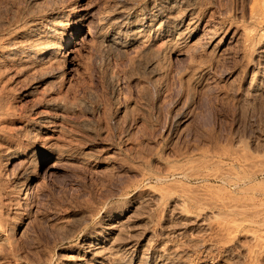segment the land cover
<instances>
[{
  "label": "rangeland",
  "instance_id": "obj_1",
  "mask_svg": "<svg viewBox=\"0 0 264 264\" xmlns=\"http://www.w3.org/2000/svg\"><path fill=\"white\" fill-rule=\"evenodd\" d=\"M261 29L264 0H0V264H264Z\"/></svg>",
  "mask_w": 264,
  "mask_h": 264
},
{
  "label": "bare ground",
  "instance_id": "obj_2",
  "mask_svg": "<svg viewBox=\"0 0 264 264\" xmlns=\"http://www.w3.org/2000/svg\"><path fill=\"white\" fill-rule=\"evenodd\" d=\"M173 1H174V0H173ZM175 1H176V0H175ZM171 5H172V4H171ZM72 8H73V7H72ZM74 8H75V7H74ZM168 8H169V7H168ZM167 10H168V9H167ZM188 10H190V9H188ZM252 10H253V9H252ZM254 10H255V9H254ZM254 10H253V11H254ZM258 10H259V9H258ZM72 11H73V10H72ZM165 11H166V10H165ZM171 12H172V11H171ZM175 13H176V12H175ZM183 13H184V12H183ZM188 13H189V12H188ZM257 13H258V11H257ZM257 13H256V14H257ZM64 14H65V13H64ZM67 14H68V13H67ZM131 14H132V13H130V15H131ZM135 14H136V13H135ZM143 14H144V13H143ZM252 14H253V13H252ZM252 14H251V15H252ZM260 14H261V13H260ZM260 14L258 13L257 15L261 16ZM62 15H63V14H62ZM126 15H128V14H126ZM133 15H134V14H133ZM165 15H166V14H165ZM168 15H170V14L168 13ZM168 15H167V16H168ZM185 15H186V14H185ZM248 15H249V14H248ZM57 16H58V15H57ZM59 16H61V14H60ZM59 16H58V17H59ZM137 16H138V15H137ZM137 16H135V17H137ZM140 16H141V14H140ZM140 16H139V17H140ZM254 16H255V14H254ZM65 17H66V16H65ZM174 17H175V16H174ZM180 17H181V16H180ZM182 17H183V16H182ZM185 17H186V16H185ZM247 17H248V16H247ZM61 18H62V17H60V18H58V19H61ZM67 18H68V15H67ZM145 18H146V17H145ZM167 18H168V17H167ZM178 18H179V15H178ZM250 18H253V17L250 16ZM52 19H53V18H52ZM55 19H57V18H55ZM58 19H57V20H58ZM133 19H134V17H133ZM133 19H132V20H133ZM165 19H166V18H165ZM175 19H177V16H176ZM175 19H174V20H175ZM180 19L183 20L182 18H180ZM180 19H178V20H180ZM186 19H187V18H186ZM253 19H254V18H253ZM256 19H257V18H256ZM256 19H254V20H256ZM128 20H131V19H128ZM135 20H136V19H135ZM140 20H141V19H140ZM140 20H139V21H140ZM167 20H168V19H167ZM262 20H263V18H262ZM54 21H55V20H54ZM63 21H64V20H63ZM65 21H66V20H65ZM126 21H127V20H126ZM139 21H138V22H139ZM141 21H143V20H141ZM169 21H170V20H169ZM186 21H187V20H186ZM188 21H189V20H188ZM58 22H59V20H58ZM131 22H132V21H131ZM173 22H174V21H173ZM181 22H182V21H181ZM256 22H257V21H256ZM53 23H54V22H53ZM132 23H133V22H132ZM132 23H131V24H132ZM135 23H136V21H135ZM164 23H165V22H164ZM177 23H178V22H177ZM187 23H188V22H187ZM60 24H62V20H61V23H60ZM162 24H163V22H162ZM166 24H167V22H166ZM168 24H169V23H168ZM168 24H167V25H168ZM174 24H175V23H174ZM193 24H194V23H193ZM195 24H196V23H195ZM195 24H194V25H191V26H196ZM52 25H53V24H52ZM164 25H165V24H164ZM57 26H58V24H57ZM57 26H56V27H57ZM61 26H62V25H61ZM169 26H170V25H169ZM175 26H176V25H175ZM175 26H174V27H175ZM235 26H236V25H235ZM239 26H240V25H239ZM241 26H242V25H241ZM53 27H55V26H53ZM79 27H80V26H79ZM158 27H159V26H158ZM158 27H156V30H157V29L159 30V29H163V28H164V27H163V28H158ZM174 27H173V28H174ZM196 27H197V26H196ZM243 27H244V26H243ZM258 27H259V26H258ZM40 28H41V27H40ZM170 28H172V26H170ZM182 28L185 29L184 26H183ZM193 28H194V27H193ZM238 28H239V27H238ZM240 28H241V27H240ZM240 28H239V29H240ZM244 28H245V27H244ZM244 28H242V29H244ZM252 28H253V27H252ZM50 29H51V28H50ZM55 29H56V28H55ZM75 29H76V28H75ZM167 29H168V28H167ZM174 29H175V28H174ZM176 29H177V27H176ZM183 29H182V30H183ZM190 29H191V28H190ZM190 29H189V30H190ZM195 29H196V28H195ZM236 29H237V28H236ZM35 30H37V29H34V31H35ZM40 30H41V29H40ZM52 30H53V29H52ZM56 30H57V29H56ZM56 30H55V31H56ZM180 30H181V29H180ZM187 30H188V29H187ZM237 30H238V29H237ZM237 30H235V31H237ZM240 30H241V29H240ZM240 30H239V31H240ZM249 30H250V29H249ZM263 30H264V29H263ZM263 30L261 29L260 32H262ZM28 31H29V30H28ZM30 31H32V30H30ZM61 31H62V30H61ZM168 31H169V30H168ZM170 31H171V30H170ZM174 31H175V30H174ZM244 31H245V30H244ZM246 31L248 32L247 29H246ZM136 32H139V31H136ZM136 32H135V33H136ZM165 32H166V31H165ZM190 32H191V31H190ZM237 32H238V31H237ZM237 32H236V33H237ZM253 32H254V31H253ZM27 33H28V32H27ZM40 33H41V32H40ZM40 33H39V34H40ZM52 33H53V32H52ZM54 33H55V32H54ZM59 33H60V32H59ZM159 33H160V34H163V32H162V33L159 32ZM166 33H168V32H166ZM171 33L173 34L174 32H171ZM176 33H177V30H176ZM179 33H181V31H179ZM179 33H178L177 35H179ZM33 34H34V33H33ZM156 34H157V33H156ZM169 34H170V32H169ZM189 34H190V33H189ZM247 34H248V33H247ZM251 34H253V33L251 32ZM30 35H31V34H30ZM46 35H47V34H46ZM49 35H50V34H49ZM52 35L54 36V34H52ZM56 35H57V34H56ZM56 35H55V37H56ZM167 35H168V34H167ZM177 35H175V36L177 37ZM181 35H183V34H181ZM240 35H241V33H240ZM244 35H245V34H244ZM37 36H38V35H37ZM53 36H51V37L53 38ZM60 36H61V35H60ZM169 36H170V35H169ZM179 36H180V35H179ZM184 36H185V35H184ZM184 36H182V37H184ZM187 36H188V35H187ZM242 36H243V35H242ZM249 36H251V35H249ZM259 36H260V34H259ZM32 37H33V36H32ZM34 37H35V36H34ZM44 37H45V36H44ZM44 37H43V39H44ZM49 37H50V36H49ZM166 37H168V36H166ZM166 37H165V38H166ZM176 37H175V39H176ZM180 37H181V36H180ZM27 38H28V37H27ZM36 38H38V37H36ZM40 38H42V37H40ZM40 38H39V39H40ZM52 38H51V39H52ZM57 38H59V36H58ZM57 38H56V40H57ZM170 38H171V37H170ZM184 38H185V37H184ZM237 38H238V37H237ZM239 38H240V37H239ZM248 38H249V37H248ZM34 39H35V38H34ZM60 39H62V38H60ZM168 39H169V38H168ZM171 39H172V38H171ZM175 39H172V41H173V40L175 41ZM177 39H178V38H177ZM179 39H180V38H179ZM182 39H183V38H182ZM186 39H187V38H186ZM251 39H252V38H251ZM48 40H50V39H48ZM53 40H55V39L53 38ZM169 40H170V39H169ZM259 40H260V39H259ZM261 40L264 42V32H262V34H261ZM261 40H260V41H261ZM38 41H39V40H38ZM43 41H44V40H43ZM165 41H166V40H165ZM172 41H169V42H172ZM262 41H261V42H262ZM30 42H31V41H30ZM34 42H35V41H34ZM44 42H45V41H44ZM55 42H56V41H55ZM59 42H60V41H59ZM169 42H167V43H169ZM240 42H241V40H240ZM258 42H259V41H257V43H258ZM42 43H43V42H42ZM45 43H46V42H45ZM167 43H166V44H167ZM172 43H174V42H172ZM250 43H252V42H250ZM250 43H249V44H250ZM257 43H256V46H257ZM32 44H33V43H32ZM38 44H39V43H38ZM259 44H261V43L259 42ZM262 44H263V43H262ZM33 45H35V44H33ZM42 45H43V44H42ZM170 45H171V44H170ZM173 45H174V44H173ZM263 45H264V44H263ZM29 46H30V45H29ZM165 46H166V45H165ZM250 46H251V45H250ZM50 47H51V46H50ZM55 47H56V46H55ZM171 47H172V46H171ZM33 48H34V47H33ZM52 48H53V47H52ZM245 48H246V47H245ZM26 49H27V47H26ZM57 49H58V48H57ZM249 49H250V47H249ZM23 50H24V49H23ZM30 50H31V49L28 48L27 51H30ZM47 50H48V48H47ZM51 50H52V49H51ZM51 50H48V51H51ZM53 50H55V49H53ZM245 50H246V49H245ZM254 50H255V49H254ZM258 50H259V49H257L256 54H257ZM19 51H20V49H19ZM32 51H33V49H32ZM242 51H244V50H242ZM22 52L24 53L25 51H22ZM44 52H45V51H44ZM52 52H53V51H52ZM52 52H51L50 54H52ZM54 52L56 53V51H54ZM28 53H29V52H28ZM47 53H48V52H47ZM55 53H54V55H55ZM16 54H17V53H16ZM25 54H26V53H25ZM30 54H31V53H30ZM54 55H53V56H54ZM247 55H248V54H247ZM28 56H29V55H28ZM28 56H27V57H28ZM51 56H52V55H51ZM53 56H52V58H53ZM165 56H166V55H165ZM25 57H26V56H25ZM42 57H43V56H42ZM42 57H41V58H42ZM45 57L47 58V56H45ZM55 57H56V55H55ZM29 58H30V57H29ZM34 58H35V57H34ZM49 58H50V57H49ZM52 58H51V59H52ZM156 58H157V57H156ZM261 58H263V56H262ZM19 59H20V58H19ZM23 59H24V58H23ZM37 60H38V59H37ZM37 60H36V61H37ZM40 60H41V59H40ZM46 60H47V59H46ZM158 60H159V59H158ZM160 60H161V59H160ZM38 61H39V60H38ZM49 61H50V59H49ZM151 61H152V59H151ZM154 61H155V60H154ZM255 61H256V60H255ZM39 62H40V61H39ZM155 62H156V61H155ZM164 62H165V61H164ZM164 62H163V63H164ZM41 63H46V61H45V62L42 61ZM163 63H162V64H163ZM256 63H257V62H256ZM148 64H150V63H148ZM148 66H149V65H148ZM146 67H147V66H146ZM150 67H151V64H150ZM156 67H157V65H156ZM151 68H152V67H151ZM263 69H264V68H263ZM263 69H262L261 71H264ZM157 70H158V69H157ZM154 73H157V72L155 71ZM158 73H159V72H158ZM161 73H162V72H161ZM263 74H264V72H263ZM155 75H156V74H155ZM259 76H260V74H259ZM257 77H258V75H257ZM257 77H256V78H257ZM263 77H264V76H263ZM153 78H154V77H153ZM156 78H157V77H156ZM261 78H262V77H261ZM249 81H250V80H249ZM254 81H255V80H254ZM258 81H259V79H258ZM252 82H253V81H252ZM262 82H263V81H262ZM260 84H261V83H260ZM263 84H264V83H263ZM263 84H262L261 86H263ZM249 85H250V84H249ZM252 85H253V84H252ZM254 85H255V84H254ZM254 85H253V86H254ZM253 86H252V87H253ZM259 86H260V85H259ZM250 87H251V85H250ZM258 88L260 89V87H258ZM253 89H254V88H253ZM253 89H252V90H253ZM245 90H246V89H245ZM255 90H256V89H255ZM262 90H263V89H262ZM256 91H257V90H256ZM256 91H255V93H256ZM258 91H259V90H258ZM257 94H258V93H257ZM246 95H247V93H246ZM248 95H249V94H248ZM251 95H252V94H251ZM218 149H219V148H218ZM236 150H237V148L235 149V151H234L233 154H235V152H237ZM239 150H240V149L238 148V151H239ZM224 151H226V150H224ZM216 152H217V150H216ZM218 152H219V151H218ZM232 152H233V150H232ZM239 152H240V151H239ZM219 153H220V152H219ZM237 154H239V153H237ZM243 154H244V153H242L241 155H243ZM246 154H247V153H246ZM249 154H250V153H249ZM222 155H223V154H222ZM239 155H240V154H239ZM244 155H245V154H244ZM248 156H249V155H248ZM240 157H241V156H240ZM250 157H251V156H250ZM250 157H249V159H250ZM253 158H254V157H253ZM242 159H243V158H242ZM242 159H240V160H242ZM251 159H252V158H251ZM206 161H207V160H206ZM214 161H216V160H214ZM242 161H243V160H242ZM242 161H241V163H242ZM250 161H251V160H250ZM259 161H260L259 163H261L262 159L259 160ZM212 162H213V161H212ZM229 162H230V161H229ZM244 162H245V161H244ZM244 162H243V163H244ZM201 163H202V162H201ZM237 163H238V162H237ZM246 163H247V162H246ZM254 163L257 164L258 162H256V160H255L253 163L251 162V163H249V164H254ZM262 163H264V162H262ZM262 163H261V164H262ZM244 164H245V163H244ZM244 164H243V165H244ZM247 164H248V163H247ZM245 165H246V164H245ZM257 165H260V164H257ZM257 165H255V166H257ZM229 166H230V165H229ZM248 166H249V165H248ZM248 166H246V168H247ZM253 166H254V165H253ZM251 167H252V165L249 166V168H251ZM259 167H260V166H259ZM175 169H178V168H175ZM175 169H173V170L175 171ZM224 169H225V168H224ZM173 170H172V171H173ZM183 170H184V169H183ZM183 170H182V171H183ZM220 170H222V169H220ZM226 170H228V168H226ZM240 170H241V169H240ZM242 170H243V169H242ZM242 170H241V171H242ZM247 170H248V169H247ZM257 170H258V169H257ZM262 170H263V169H262ZM166 171H167V170H166ZM218 171H219V170H218ZM249 171H251V170L249 169ZM168 172H169V171H168ZM170 172H171V171H170ZM219 172H220V171H219ZM219 172H218L217 174H219ZM246 172H247V171H246ZM256 172H257V171H256ZM178 173H179V172H178ZM180 173H181V172H180ZM193 173H194V172H193ZM213 173H214V171H213ZM213 173L211 172V174H213ZM223 173H224V172H223ZM230 173H231V172H230ZM243 173H244V172H243ZM159 174H160V173H159ZM159 174H158V175H159ZM171 174H172V173H171ZM186 174H187V173H186ZM197 174H198V173H197ZM220 174H222V172H220ZM237 174H238V173H237ZM245 174H246V173H245ZM259 174H260V173H259ZM262 174H263V173H262ZM158 175L156 176V178L154 177V179H156L157 181H158V179H157V178H158ZM183 175H184V174H183ZM190 175H192V173H190ZM194 175H195V173H194ZM201 175H203V174H201ZM206 175H207V174H206ZM223 175H225V174H223ZM249 175H250V174H249ZM169 176H170V175H169ZM199 176H200V174H199ZM203 176H205V174H204ZM161 177H162V176H161ZM164 177H165V176H164ZM182 177H183V176H182ZM184 177H185V176H184ZM162 178H163V177H162ZM244 178H245V177H244ZM246 178H247V176H246ZM168 179H169V177H168ZM213 179H214V177H213ZM213 179H212V180H213ZM215 179H219V180L221 181V183H223V184H225V183H226V184L230 183L228 180L225 181L221 175H215ZM175 180H176V179H175ZM200 180H201V179H200ZM205 180H206V179H205ZM238 180H239V179H238ZM240 180H242V179H240ZM246 180H247V179H246ZM213 181H214V180H213ZM255 181H256V180H255ZM187 182H188V181H187ZM201 182H202V181H201ZM216 182H217V180H216ZM233 182H234V183H233ZM233 182H232L233 184H231V185H233L234 188H236L237 185H238V183H236V181H233ZM242 182H243V181H242ZM248 182H249V181H247V183H248ZM251 182H252V180H251ZM157 183H158V182H157ZM159 183H160V182H159ZM163 183H164V181H163ZM183 183H184V182H183ZM247 183H246V184H247ZM254 183H255V182H253V184H254ZM260 183H261V181H260ZM166 184H168L169 187L174 185V184L171 185V183H170V184H169V183H166ZM179 184H180V183H179ZM181 184H182V183H181ZM213 184H214V182H213ZM244 184H245V183H244ZM158 185H159V184H158ZM205 185H206V184H205ZM210 185H211V183H210ZM241 185H242V183H241ZM248 185H249V184H248ZM254 185H255V184H254ZM165 186H166V185H165ZM175 186H177V185H175ZM175 186H174V187H175ZM207 186H208V184H207ZM220 186H222V185H220ZM220 186L218 185V187H216L215 189H216V190L219 189ZM238 186H239V185H238ZM248 187H251V186H248ZM159 188H165V187H163V186L160 187V186H159ZM171 188H173V187H171ZM188 188H189V187H188ZM191 188H192V186H191ZM234 188H233V189H234ZM243 188H245V187H243ZM243 188H242V189H243ZM255 188H256V187H255ZM215 189H214V190H215ZM253 189H254V188H253ZM257 189H258V188H257ZM257 189H254V190L256 191ZM259 189H260V188H259ZM146 190H147V189H146ZM146 190H145V191H146ZM157 190H158V189H157ZM184 190L187 191L188 189L185 188ZM192 190L194 191L195 189H192ZM198 190H200V189H198ZM198 190H197V191H198ZM203 190H204V189H203ZM216 190H215V191H216ZM263 190H264V189H263ZM161 191L163 192V189H162ZM164 191H166V190H164ZM186 191H185V192H186ZM188 191L190 192L191 189L188 190ZM236 191H237V190H236ZM258 191H259V190H258ZM149 192H150V191H148V193H149ZM212 192H213V191H212ZM226 192H227V191H226ZM228 192H229V191H228ZM237 192H238V191H237ZM244 192H245V191H244ZM142 193L144 194V192H142ZM150 193L153 194V192H150ZM182 193H183V192H182ZM190 193H191V192H190ZM214 193H215V192H214ZM238 193H239V192H238ZM238 193H237V194H238ZM250 193H251V192H250ZM145 194H146V193H145ZM145 194H144V195H145ZM155 194H156V193H155ZM170 194H171V193H170ZM183 194H184V193H183ZM193 194H194V193H193ZM195 194H196V195H194V196H197V193H195ZM200 194H201V193H200ZM200 194L198 193L199 196H200ZM211 194H212V193H211ZM211 194H210V195H211ZM215 194H216V193H215ZM218 194H219V193H218ZM258 194H259V193H258ZM147 195H148V194H147ZM147 195H146V196H147ZM150 195H151V194H150ZM167 195H168V193H167ZM186 195H188V194H186ZM202 195H205V194L202 193L201 196H202ZM220 195H222V193H220ZM223 195H225V194H223ZM240 195L243 196L242 193H241ZM248 195H250V194H248ZM248 195L246 194V196H248ZM259 195H260V194H259ZM151 196H152V195H151ZM154 196H155V195H154ZM234 196H235V195H233V196H231V197L233 198V200H236V197H234ZM246 196H245V197H246ZM262 196H263V194H262ZM148 197H149V195H148ZM157 197H158V195H157ZM157 197H156V198H157ZM165 197H166V196H165ZM168 197H169V196H168ZM172 197H173V196H172ZM186 197H187V196H186ZM189 197H190V196H189ZM220 197H221V196H220ZM229 197H230V196H229ZM229 197H228V198H229ZM231 197H230V198H231ZM249 197H250V196H249ZM253 197L255 198V196H253ZM253 197H252V198H253ZM257 197H258V195H257ZM257 197H256V198H257ZM259 197H260V196H259ZM191 198H192V200L195 199V198H193V197H190V199H191ZM197 198H199V197H197ZM200 198H201V197H200ZM202 198H205V197H202ZM211 198H212V197H211ZM222 198L225 199V196H224V197H221V199H222ZM246 198H247V197H246ZM168 199H169V198H168ZM176 199H177V198H175V200H176ZM206 199H207V198H206ZM238 199H239V198H238ZM241 199H242V198H241ZM0 200H1V199H0ZM169 200H170V199H169ZM172 200H173V199H172ZM244 200H245V199H244ZM248 200H249V199H248ZM252 200H253V199H252ZM262 200H263V197H262ZM156 201H157V199H156ZM173 201H174V200H173ZM173 201H171V203H172ZM180 201H181V200H180ZM180 201L178 200V203H179ZM194 201H195V200H194ZM245 201H246V200H245ZM259 201H260V200H259ZM165 202H166V200L164 201V203H165ZM225 202H227V201H223V202L221 203V206L223 207V206L225 205L226 208L228 207L229 210H230L233 214H238V215H239V214H241V213H243V212H245V213L247 212L246 210H247L248 208H247L246 210H243L242 207L239 208V207H237V206H235V205L232 206V203L229 204L228 202H227V203H225ZM246 202H247V201H246ZM249 202H250V201H249ZM256 202H257V201H256ZM256 202H255V204H256ZM263 202H264V201H261V202H258V203H259V204H260V203L262 204ZM2 203H3V202H2ZM166 203H169V202L167 201ZM171 203H169V204H171ZM174 203H175V201H174ZM178 203H177V204H178ZM195 203H196V202H195ZM200 203H201V202H200ZM208 203H209V202H208ZM208 203H207V205H208ZM177 204H176V205H177ZM184 204H185V207H186V203H184ZM203 204H205V203H203ZM211 204H213V203H211ZM218 204H219V203H217L216 205H218ZM233 204H234V203H233ZM237 204H239V203H237ZM240 204H241V206L243 205L244 207H246V206H249V207H250V205H249L248 203H244V204H247L246 206H245L242 202H241ZM253 204H254V203H253ZM253 204H252V205H253ZM255 204H254V205H255ZM259 204H257V205H258V206H261V205H259ZM1 205H2V204H1ZM179 205H180V204H179ZM187 205H188V204H187ZM209 205H210V204H209ZM252 205H251V207H252ZM263 205H264V204H263ZM263 205H262V206H263ZM171 206H175V204H174V205H171ZM205 206H206V204H205ZM219 206H220V204H219ZM181 207H182V206H181ZM253 207H254V206H253ZM188 208H189V207H188ZM244 209H245V208H244ZM195 210H196V209H195ZM200 210H201V209H200ZM262 210H263V209H262ZM206 211H207V210H206ZM215 211H216V210H215ZM215 211H214V213H213L212 215H216V214H217V213L215 214ZM257 211H258V210H257ZM178 212H179V211H178ZM207 212H208V211H207ZM216 212H218V211H216ZM250 212L252 213V211H250ZM253 212H254L255 214H253V215L251 214V216L254 217L255 219H257V218H259V217H262V219H264V211H262V212H257V213H256V212L253 210ZM118 213H119V212H118ZM205 213H206V212H205ZM205 213H204V214H205ZM211 213H212V212H209V215H210ZM218 213H219V212H218ZM202 214H203V213H202ZM202 214H201V216H202ZM206 214H207V213H206ZM223 214H226V213H224V212L222 213V211H221V214L219 213L220 216H221V215L223 216ZM247 214H250V213L248 212ZM3 215H4V214H3ZM110 215H111V214H110ZM212 215H211V216H212ZM120 216H121V215H120ZM120 216H119V217H120ZM201 216H200V217H201ZM225 216H228V214H226ZM5 217H6V216H5ZM108 217H109V216H108ZM108 217H106V218H108ZM213 217H214V216H213ZM215 217H216V216H215ZM223 217H224V216H223ZM117 218H118V217H117ZM120 218H121V217H120ZM123 218H124V217H123ZM209 218H210V216H209ZM211 218H212V217H211ZM225 218H226V217H225ZM121 219H122V218H121ZM121 219H120V221H121ZM223 219H224V218H221V221H223ZM110 220H111V219H110ZM216 220H219L218 224L221 222V221H220V217H219L218 219H216ZM226 220H227V219H226ZM230 220H231V219H230ZM233 220H234V219H233ZM233 220H231V221H232L231 223H233ZM238 220H240V219H238ZM244 220L246 221V219H244ZM244 220L241 219V221H244ZM3 221H5V220H3ZM112 221H113V220H112ZM235 221H237V219H236ZM245 221H244V222H245ZM114 222H115V221H114ZM124 222H125V221H124ZM228 222H229V221H228ZM228 222H226V223H228ZM237 222H238V221H237ZM239 222H240V221H239ZM249 222L255 223L254 220H250ZM118 223H120V224H121V223L124 224L123 221H122V222H119V221L117 220L116 224H118ZM226 223H225V224H226ZM231 223H230V224H231ZM259 223H260V222H259ZM261 223H262V221H261ZM263 223H264V222H263ZM4 224H5V222H4ZM111 224H113V222H112ZM221 224H222V222H221ZM225 224H224V225H225ZM230 224H229V225H230ZM241 224H242V223H241ZM114 225H115V224H114ZM118 225H119V224H118ZM118 225H117V226H118ZM219 225H220V224H219ZM229 225L227 224V226H229ZM231 225H232V224H231ZM235 225H237V224L235 223ZM256 225H258V224L256 223ZM8 226H9V225H8ZM8 226H7V227H8ZM109 226H110V225H109ZM122 226H123V225H121V227H122ZM222 226H223V225H222ZM259 226H261V225H259ZM115 227H116V226H115ZM123 227H124V226H123ZM123 227H122V229H123ZM225 227H226V226H225ZM229 227H230V226H229ZM229 227H228V228H229ZM231 227L234 228V227H236V226H234V227L231 226ZM9 228H10V227H9ZM118 228H120V227H116L117 230H118ZM222 228H223V227H222ZM232 228H231V229H232ZM248 228H249V227H248ZM107 229H108V228H107ZM113 229H115V228H113ZM229 229H230V228H229ZM231 229H230V231H231ZM252 229H253V228H252ZM252 229L250 228V230H252ZM6 230H7V229L5 228V231H6ZM226 230L228 231V229H226ZM253 230H254V229H253ZM115 231H116V230H115ZM121 231H123V230H121ZM244 231H245V230H244ZM254 231H255V230H254ZM256 231H257V230H256ZM259 231H260V230H259ZM261 231H263V230H261ZM261 231H260V232H261ZM0 232H1V231H0ZM3 232H4V230H3ZM8 232H9V231H8ZM96 232H97V231H96ZM98 232H99V231H98ZM231 232H232V231H231ZM247 232L249 233V230H247ZM6 233H7V232H6ZM11 233H12V232H11ZM92 233H93V232H92ZM116 233H117V232H116ZM119 233H120V232H119ZM254 233H255V232H254ZM254 233H253V234H254ZM262 233H263V232H262ZM94 234H95V233H94ZM96 234H99V233H96ZM101 234H102V235H100L101 237L104 236L103 233H101ZM242 234H243V233H242ZM0 235L2 236V234H0ZM89 235H91V234L89 233ZM228 235H231V234H228ZM233 235H234V234H233ZM235 235H236V234H235ZM246 235L249 236L250 234H247V233H246ZM1 236H0V237H1ZM4 236H5V235H4ZM87 236H88V235H87ZM237 236H238V235H237ZM248 236H247V237L245 236V237L248 238ZM250 236H252V235H250ZM94 237H97V236H94ZM107 237H108V236H107ZM245 237H244V238H245ZM256 237H257V235L255 236V238H256ZM261 237H262V236H261ZM2 238H4L5 241H6V237H1L0 240H2ZM88 238H89V237H88ZM229 238H231V236H229ZM258 238H260V237H258ZM4 239H3V240H4ZM98 239H99V238H98ZM102 239H103V238H102ZM106 239H107V238H106ZM251 239H252V238H251ZM263 239H264V238H263ZM91 240H92V237H91ZM114 240H115V238H114ZM237 240H239V239L237 238ZM254 240H255V242H256V239H254ZM88 241H89V240H88ZM93 241H94V240H93ZM108 241H109V240H108ZM232 241H233V240H232ZM257 241H258V242H257L258 245H256L257 247L259 246V244H262V243H263V242H262V243H259V242H260L259 239H257ZM0 242H1V241H0ZM82 242H83V241H82ZM86 242H87V240H86ZM98 242H99V241H98ZM98 242H97V243H98ZM105 242H106V241H105ZM235 242H237V241H235ZM238 242H239V241H238ZM253 242H254V241H253ZM89 243H90V242H89ZM89 243H88V244H89ZM92 243H93V242H92ZM94 243H96V242L94 241ZM112 243H113V242H112ZM114 243H115V242H114ZM239 243H240V242H239ZM239 243H238V244H239ZM5 244L7 245V243H4V245H5ZM81 244H82V243H81ZM88 244H87V246L91 245V244H89V245H88ZM98 244H99V243H98ZM103 244H104V243H103ZM103 244H101V246H102ZM234 244H235V243L233 242V245H234ZM254 244H256V243H254ZM1 245H2V244H1ZM6 245H5V246H6ZM112 245H113V244H112ZM114 245H115V244H114ZM7 246H8V245H7ZM85 246H86V245H85ZM92 246H94V245H92ZM98 246H99V245H98ZM109 246H110V245H109ZM115 246H116V245H115ZM226 246H227V245H226ZM235 246H236V245H235ZM239 246H240V245H239ZM253 246H254V245H253ZM260 246H262V245H260ZM94 247H97V245L94 246ZM102 247H103V246H102ZM112 247H114V246H112ZM116 247H117V246H116ZM263 247H264V246H263ZM88 248H89V247H88ZM98 248H99V247H97V249H95V248H94V249L97 251ZM104 248H106V245H105ZM104 248H103V249H104ZM117 248H118V247H117ZM224 248H225V247H224ZM226 248H227V247H226ZM232 248H233V247H232ZM251 248H252V247H251ZM0 249H1V248H0ZM4 249H5V247H4ZM6 249H7V247H6ZM6 249H5V250H6ZM107 249H108V248H106V250H105V249H104V250L107 251ZM228 249H229V248H228ZM249 249H250V248H248V250H249ZM2 250H3V248H2ZM108 250H110V249H108ZM226 250H227V249H226ZM226 250H224V252H226ZM89 251H90V250H89ZM102 251H103V250H102ZM102 251H101V252H102ZM116 251H117V249L115 250V252H116ZM120 251H121V249H120ZM120 251H119V252H120ZM227 251H228V250H227ZM229 251H230V250H229ZM262 251H263V250H262ZM262 251H261V253H262ZM97 252H98V251H97ZM99 252H100V250H99ZM122 252H123V251H122ZM250 252H251V251H250ZM90 253H91V252H90ZM126 253H128V252H126ZM126 253H125V254H126ZM255 253H256V252H255ZM263 253H264V252H263ZM8 254H9V253H8ZM99 254H100V253H99ZM113 254H114V253H113ZM123 254H124V252H123ZM125 254H124V257L126 256ZM163 254H164V253H163ZM168 254L170 255V253H168ZM171 254H172V253H171ZM250 254H251V253H250ZM257 254H258V253H257ZM257 254H256V255H257ZM1 255H2V254H1ZM93 255H94V254H93ZM102 255H103V254H102ZM106 255H107V254H106ZM129 255H130V254H128V256H129ZM262 255H264V254H262ZM91 256H92V255H91ZM112 256H113V255H112ZM128 256H127V257H128ZM153 256H154V255H153ZM157 256H158V255H157ZM166 256H168V255H166ZM253 256H254V255H253ZM259 256H260V255H259ZM93 257H94V256H93ZM98 257H99V256H98ZM101 257H103V256H101ZM108 258H109V256H108ZM118 258H119V257H118ZM149 258H150V257H149ZM152 258H153V257H152ZM165 258H166V257H165ZM169 258H170V257H169ZM94 259H95V258H94ZM105 259H106V258H105ZM113 259H114V261H117L116 264L119 263L120 259L122 260V258H119V261H118V260H115V258H112V260H113ZM116 259H117V258H116ZM163 259H164V258H163ZM96 260H97V259H96ZM98 260H99V259H98ZM98 260H97V261H98ZM151 260H153V259H151ZM160 260H161V258H160ZM165 260H166V259H165ZM99 261H100V260H99ZM108 261H109V260H108ZM124 261H125V260H124ZM104 262H105V261H104ZM109 262H111V261H109ZM111 263H112V262H111ZM120 263H121V262H120ZM120 263H119V264H120ZM122 263H123V261H122ZM126 263L128 264L129 262H126ZM103 264H104V263H103Z\"/></svg>",
  "mask_w": 264,
  "mask_h": 264
}]
</instances>
